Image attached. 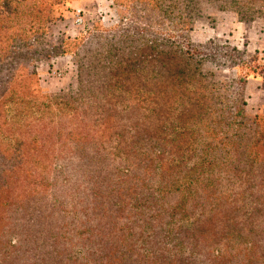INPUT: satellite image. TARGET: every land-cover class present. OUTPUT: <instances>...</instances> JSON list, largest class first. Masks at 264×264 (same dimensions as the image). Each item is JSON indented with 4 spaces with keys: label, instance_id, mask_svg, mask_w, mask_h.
Returning a JSON list of instances; mask_svg holds the SVG:
<instances>
[{
    "label": "rangeland",
    "instance_id": "obj_1",
    "mask_svg": "<svg viewBox=\"0 0 264 264\" xmlns=\"http://www.w3.org/2000/svg\"><path fill=\"white\" fill-rule=\"evenodd\" d=\"M57 18L40 29L35 47L46 51L40 60L29 64L24 57L15 58L17 71L43 95L30 91L28 103L43 109L38 102L45 97L67 101L81 94L86 80L106 97L75 101L81 115L75 123L57 113L50 128L38 134L44 141L35 152L42 161L34 157V165L44 169L38 183L44 185L10 193L20 199L1 215L0 232L6 237L0 242V264H103L97 238L88 240L89 232L102 227L95 225L101 219L78 211L87 206L83 192L92 185L102 190L107 185L108 194L114 188L125 193L138 188L139 196L129 193L132 205L140 206L129 223L136 234L114 251L113 264L121 263V251L122 261L126 253H135L134 259L140 254V264H185L184 256L192 251L201 255L191 264L199 259L233 264L227 252L237 244L226 233L214 236L209 222L208 231L196 238L186 218L171 228L172 243L165 241L176 256L168 257L164 250L161 255L166 235L154 221H169L173 202L207 201L222 212L223 227L233 203L264 208V156L257 158L253 148V180L241 183L233 175L234 164L246 159L247 150L264 143V133H258L259 126L264 129V113L257 103L258 89L264 88V0H71ZM12 115L5 112L4 120ZM58 122L84 126L83 132L94 135L93 145L76 150L67 139L59 148L64 140L57 136ZM17 128L37 125L21 121L13 125ZM52 144L61 149V157L53 158ZM240 185L254 195L237 197ZM127 211H121L122 217ZM157 211V217L148 218ZM261 212L257 219L263 227ZM118 222L116 229L126 220ZM111 230L102 229L105 235ZM142 234L149 236L144 240Z\"/></svg>",
    "mask_w": 264,
    "mask_h": 264
},
{
    "label": "trees",
    "instance_id": "obj_2",
    "mask_svg": "<svg viewBox=\"0 0 264 264\" xmlns=\"http://www.w3.org/2000/svg\"><path fill=\"white\" fill-rule=\"evenodd\" d=\"M70 1L71 0H0V221L2 220L1 215L8 211V209L10 210L12 205L16 206L15 201L20 199L18 196L11 195L10 193L34 191L44 185L38 184L39 182H43L41 173L44 169L41 168L39 164L34 165L37 161H42V158L38 157L35 151L36 145L40 147L38 144L39 141H44L43 135L39 138L38 134L42 132L43 129L50 128L54 123V115L57 113L63 116L68 115L72 119V123H75L74 121L81 117V115H79V107L73 105L75 101L79 102V99L81 101L86 98L92 101L93 98H97V96H101L102 98L104 96L106 97L105 91L103 93L94 92L93 88L90 87L91 83L86 80L85 84H87V86L82 88L81 94H77L67 101L57 96H48L45 97L46 99L44 101L38 102L40 106H43V109L36 105L37 102L33 105L28 103L31 98L30 91L36 93V96L41 98L43 95L38 94V89L34 87V83L31 81L30 84V81H27V78L21 74V70L17 71L19 65L15 58L24 57L25 60L30 62L29 64H32L36 60H40L41 57L44 56L43 53L46 54L45 49L35 47L36 43H40V41H38L42 35L40 29L46 28L48 23L58 19L57 16L59 17V15H61L62 7ZM194 4V2L191 3L192 7ZM131 40L134 41L136 39ZM132 41H129V44H133ZM158 54L159 53H157V55ZM188 54L190 55V53ZM32 76L33 80L37 83L38 78L33 69ZM103 88H105V86ZM7 103H9L11 107L6 108L5 104ZM54 106L55 109H57L55 113L52 111ZM5 112H9V114L14 113V115H12L10 119L7 120L5 118L4 120ZM39 113H41L40 117H38ZM258 117H256V125H259ZM10 121L11 127L8 125ZM21 121L29 125H37V128L13 129V125L17 123L21 124ZM36 121L38 123H36ZM83 121H85V119ZM83 127L84 126L81 125L67 127L64 123L58 122L56 127L57 136L59 135V139L64 140V142L59 145V148L65 145V140L67 139L71 141V145L76 150L83 147H87L88 149V145H93L91 136L94 135L90 134V132H83ZM259 127L258 133H264V129L261 126ZM92 131H94V129ZM51 146H53V151H55L53 158L61 157V149H58L56 144H52ZM54 146H57V150L54 149ZM253 148L256 150L255 154L257 158H260L259 156H264V143L261 146L260 142H257L254 147L247 150L246 159L240 160L238 163L234 164L235 174L233 173V175L240 180L241 183L255 178L254 168L256 167L254 166L257 161L255 162L256 159L252 157L254 152ZM34 157L37 161L34 160ZM250 160H252V164L248 165L250 164ZM262 162H264V160ZM247 166L248 170H246ZM126 176L128 177V174ZM64 180L63 178L61 181L64 183ZM262 180H264V177ZM57 185L58 183H56V186ZM58 188L59 187H56L55 189ZM87 189V192H83L87 195V206L80 205L78 211L80 215H82L84 211H88L83 214L84 216H91V213H93L94 218L92 220L95 218L101 219V221L95 223V225L102 226L96 230V233L94 229L92 232H89L88 236L90 239L88 240L97 238V243L95 244L96 252L98 251L104 254L103 264H113V262L116 261L114 251L121 247V245H124L126 241L131 240L130 236L134 237L136 234L135 229H133L129 223L131 221V214H133L132 211L137 213L140 206L136 207L132 205L129 193L136 197L139 196L138 188L132 187L128 189V193H125L122 189L114 188L110 194L106 192L107 185H105L103 190L101 188L99 189L98 185H92V187ZM75 192L76 191L73 192L72 190L66 191V193L70 195L75 194ZM115 195H118L116 199L114 198ZM251 195H254V190L240 185V191L237 193V197H249ZM208 196L205 197L206 200ZM30 197L33 198L32 195ZM227 197H230V195ZM192 202L193 201H191L189 205L186 203L182 205L181 203L173 202L168 208L169 221L166 223H164V221H160V223L154 221L157 228L161 231H165L166 235L162 242L163 247L161 249V255L164 250L168 254V257L176 256L171 254L172 248L169 246L166 247L165 241H167V243H172L173 229L171 228L182 218H186L188 221L186 224L191 226L190 228L193 232V236L196 238L202 236L205 230L208 231L207 223L209 222L212 223V228L210 230L212 231L213 229V233H215L214 236H223L226 233L227 240H230L232 244H237L235 249L233 248L231 252H227L229 253V259L233 257V264H264V226L261 227V223H259V219H257V215L262 213L261 211L264 209L263 206L254 204L248 205L247 203L243 205L233 203L234 207L231 206L230 208L229 205L231 215L225 217L227 226L223 227L218 214H222V212L219 209L215 212L216 208H212L213 204L207 206V201H205L204 204ZM62 204L64 207V203ZM137 204L141 203L138 202ZM21 205L22 204L19 203L17 209H19ZM114 209L116 211H114ZM124 210L128 211L126 216L122 217L121 211L123 212ZM63 211L66 214L67 211ZM157 214H159L158 211L151 214L148 218L157 217ZM175 216L178 218H175ZM123 219H125L126 222L119 225L116 229V225L119 224L118 221ZM11 220L12 218H10L8 222ZM162 223L167 227L166 230L163 228ZM62 225L64 226L65 222H63ZM103 228H108V230L110 228L112 230L108 231L107 235H105L102 231ZM225 228L227 230L222 233V230ZM148 236L146 234L140 235L144 240ZM4 237H6L5 232H0V242L3 241ZM127 244L125 245L127 246ZM242 245L245 246V250L241 257L239 255L244 249ZM9 246L10 249H14V244L12 242ZM224 246L227 249V245ZM193 252L194 251L184 256L183 262H185V264H191L195 261V257L201 255H193ZM122 254L123 252L121 251L119 258L121 263L119 264H140L142 261L140 260V254L134 259L135 253H126L127 255L124 256L127 257L129 262L127 260L125 261V259L122 261ZM13 255H17V252H13ZM222 256H224L223 253H221V258H223ZM229 259H227V261ZM245 259H248L247 263H245ZM216 260L218 261V258ZM197 262V264H220L226 261L215 262L208 259H199Z\"/></svg>",
    "mask_w": 264,
    "mask_h": 264
},
{
    "label": "crops",
    "instance_id": "obj_3",
    "mask_svg": "<svg viewBox=\"0 0 264 264\" xmlns=\"http://www.w3.org/2000/svg\"><path fill=\"white\" fill-rule=\"evenodd\" d=\"M257 103L259 108L261 109L260 112L264 113V88L258 89Z\"/></svg>",
    "mask_w": 264,
    "mask_h": 264
},
{
    "label": "built area",
    "instance_id": "obj_4",
    "mask_svg": "<svg viewBox=\"0 0 264 264\" xmlns=\"http://www.w3.org/2000/svg\"><path fill=\"white\" fill-rule=\"evenodd\" d=\"M81 20H82L81 18H78V19H77V22H78V23H80V22H81Z\"/></svg>",
    "mask_w": 264,
    "mask_h": 264
}]
</instances>
